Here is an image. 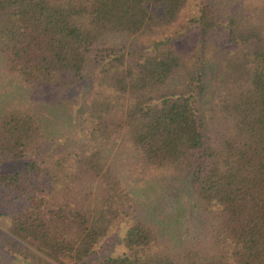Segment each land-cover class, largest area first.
<instances>
[{"label":"trees","instance_id":"1","mask_svg":"<svg viewBox=\"0 0 264 264\" xmlns=\"http://www.w3.org/2000/svg\"><path fill=\"white\" fill-rule=\"evenodd\" d=\"M0 164V264H264V0H0Z\"/></svg>","mask_w":264,"mask_h":264},{"label":"rangeland","instance_id":"2","mask_svg":"<svg viewBox=\"0 0 264 264\" xmlns=\"http://www.w3.org/2000/svg\"><path fill=\"white\" fill-rule=\"evenodd\" d=\"M133 43L141 46L149 42L147 36L139 37L138 39H133ZM93 66H91L85 73L86 80L84 83L79 84L77 87L72 89L69 93L70 98L67 99L65 105L62 106V115L64 117L65 123H61V128L58 133L55 134L54 139L50 142L51 151H65L71 148L74 144L78 143L82 139L83 129L77 123V116L79 115L78 110L83 108V102L85 103L87 94L89 92V86L91 85V73L93 71ZM6 164H0V167ZM169 184V185H168ZM185 185V184H184ZM183 183L180 182H163L158 183L155 186V190L152 195L157 198L158 196H169L172 201H178L182 203L184 207H187V194L182 191ZM166 196V197H167ZM169 199V198H167ZM131 220H123L118 224L114 225L110 233L105 236L99 244L96 245L95 249L91 253L90 257L86 260L87 262L95 261L107 254L118 253L123 250V246L120 242L121 235L127 224ZM65 264H73L72 262H66Z\"/></svg>","mask_w":264,"mask_h":264}]
</instances>
